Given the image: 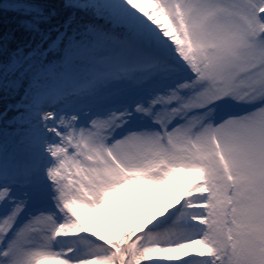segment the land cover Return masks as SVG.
<instances>
[{
	"label": "snow or ice",
	"instance_id": "1",
	"mask_svg": "<svg viewBox=\"0 0 264 264\" xmlns=\"http://www.w3.org/2000/svg\"><path fill=\"white\" fill-rule=\"evenodd\" d=\"M46 262L264 264V0H0V264Z\"/></svg>",
	"mask_w": 264,
	"mask_h": 264
},
{
	"label": "rangeland",
	"instance_id": "2",
	"mask_svg": "<svg viewBox=\"0 0 264 264\" xmlns=\"http://www.w3.org/2000/svg\"><path fill=\"white\" fill-rule=\"evenodd\" d=\"M193 175L192 173L178 172L175 174L173 182L183 189L188 185ZM174 195L175 193L170 185H161L156 188L134 186L131 190V195L128 196L129 203H125L127 206H124L126 207L120 205L116 213L118 220H110L106 214L97 210V214L89 215L86 224L92 230L97 231L98 234L105 236V238H112L114 233L107 234V232L102 231V228H106L110 224H114V228H117L121 223L136 222L154 211L158 204L169 202Z\"/></svg>",
	"mask_w": 264,
	"mask_h": 264
},
{
	"label": "bare ground",
	"instance_id": "3",
	"mask_svg": "<svg viewBox=\"0 0 264 264\" xmlns=\"http://www.w3.org/2000/svg\"><path fill=\"white\" fill-rule=\"evenodd\" d=\"M112 199L114 201H116V203H114V206H113V210L115 211V213H117L120 205L124 206V205H126L125 203H129L128 196H124V195H120V196L114 197ZM126 206H124V207H126ZM114 227H115L114 224H110L106 228H102V231L103 232H107V234H110L112 232L114 233V229H115ZM46 264H47V262H46Z\"/></svg>",
	"mask_w": 264,
	"mask_h": 264
}]
</instances>
